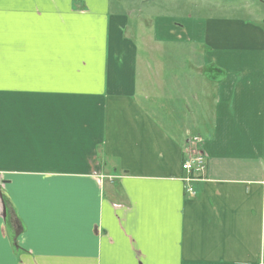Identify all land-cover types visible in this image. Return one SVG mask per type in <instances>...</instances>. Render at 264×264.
<instances>
[{"label":"crops","instance_id":"crops-1","mask_svg":"<svg viewBox=\"0 0 264 264\" xmlns=\"http://www.w3.org/2000/svg\"><path fill=\"white\" fill-rule=\"evenodd\" d=\"M160 1L0 0V264H264V13Z\"/></svg>","mask_w":264,"mask_h":264},{"label":"rangeland","instance_id":"rangeland-1","mask_svg":"<svg viewBox=\"0 0 264 264\" xmlns=\"http://www.w3.org/2000/svg\"><path fill=\"white\" fill-rule=\"evenodd\" d=\"M261 0H165L164 9L165 11H161L163 13H169L170 11L177 14L192 12L196 9V6L199 4H203L205 6H213L212 4L219 3H232V4H244L249 8H253L254 5H260V11L264 13V3L260 2ZM162 3V1L159 0ZM238 15H245V12H240ZM249 15V14H248Z\"/></svg>","mask_w":264,"mask_h":264},{"label":"built area","instance_id":"built-area-1","mask_svg":"<svg viewBox=\"0 0 264 264\" xmlns=\"http://www.w3.org/2000/svg\"><path fill=\"white\" fill-rule=\"evenodd\" d=\"M199 141V138H193L189 142V146L186 148V159L182 165L183 169L188 173L201 172L205 168V155L196 147V143ZM187 182V191L189 194L194 195L195 192L190 186V181L192 178L186 177ZM264 209V208H263Z\"/></svg>","mask_w":264,"mask_h":264}]
</instances>
